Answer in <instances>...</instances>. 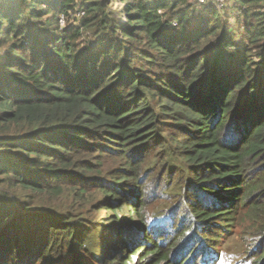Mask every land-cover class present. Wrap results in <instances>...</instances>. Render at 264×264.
<instances>
[{
    "label": "trees",
    "instance_id": "trees-1",
    "mask_svg": "<svg viewBox=\"0 0 264 264\" xmlns=\"http://www.w3.org/2000/svg\"><path fill=\"white\" fill-rule=\"evenodd\" d=\"M109 1L0 0V264H264V0Z\"/></svg>",
    "mask_w": 264,
    "mask_h": 264
},
{
    "label": "rangeland",
    "instance_id": "rangeland-1",
    "mask_svg": "<svg viewBox=\"0 0 264 264\" xmlns=\"http://www.w3.org/2000/svg\"><path fill=\"white\" fill-rule=\"evenodd\" d=\"M153 1H158V0H153ZM108 2V0H107ZM191 3V6L195 5L197 7H200V2L198 0H189ZM125 2L122 0H112L107 3L108 7H105V11H103V15L106 17H110L111 19H115L118 22L122 23L125 21V12L123 10ZM213 6L217 7L219 9V5L216 3H210ZM184 5H186L184 3ZM78 6V5H77ZM228 8L230 5H227ZM79 8V7H78ZM226 8V7H225ZM220 9L226 11V9ZM256 11H264V7L262 5H256L252 7ZM185 10L183 7H180V10ZM232 11V10H231ZM227 14H224V17ZM86 16V13L84 11H80V9L76 12L75 10L71 11L70 15L68 16L69 19L66 16H61L63 17V20L61 22L60 20V25L65 27L68 25V20L70 21L69 23L72 24H80L81 20L83 17ZM228 16H226L227 18ZM60 18V19H61ZM237 19H235V22ZM237 28L240 30H243V27L238 23ZM85 31V36H88V40H92L93 34L90 31ZM242 34L243 31L240 32V38L242 39ZM121 37V36H120ZM238 38L237 40H239ZM258 51H253V54H257ZM257 58V57H256ZM178 174L175 175V180H174V186H175V181L177 180ZM173 181L166 180V182L159 187L158 191L161 193L159 194V199L154 203V205H150L149 209H147L151 214V216H155V214L158 213H163V216L159 217L162 222L166 224V229L168 231H172V227L170 225V218L166 217L165 215L167 214H173L174 209L176 207V202L177 198L173 197V191H174V186H171ZM151 188L155 186L154 183H150ZM242 219H238L237 221L233 219V221L229 222H224L222 223L221 226L232 223V225H229L228 227L224 228H215L218 230V233H216L213 236L214 241L210 247L213 248L212 252L214 254V257L216 258L213 263L210 264H253L254 256L251 255L254 253L255 249H250L251 243H250V238H248L244 231L243 228L240 226V221ZM152 222V220H149ZM173 222V220H172ZM168 224V225H167ZM245 228V227H244ZM247 228V227H246ZM250 228V227H249Z\"/></svg>",
    "mask_w": 264,
    "mask_h": 264
},
{
    "label": "built area",
    "instance_id": "built-area-1",
    "mask_svg": "<svg viewBox=\"0 0 264 264\" xmlns=\"http://www.w3.org/2000/svg\"><path fill=\"white\" fill-rule=\"evenodd\" d=\"M200 2V5H207V6H213L210 3H216L219 5V9L225 8L227 5H229L230 0H198ZM61 22L63 20V17L60 19ZM174 26H176V23H172Z\"/></svg>",
    "mask_w": 264,
    "mask_h": 264
}]
</instances>
